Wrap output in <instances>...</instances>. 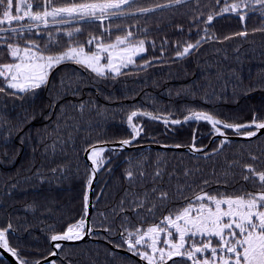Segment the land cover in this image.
<instances>
[{
	"label": "trees",
	"instance_id": "1",
	"mask_svg": "<svg viewBox=\"0 0 264 264\" xmlns=\"http://www.w3.org/2000/svg\"><path fill=\"white\" fill-rule=\"evenodd\" d=\"M21 1L29 15H22ZM103 1L118 0H0V18L8 14L0 21V66L14 62V45L45 56L70 48L93 54L98 41L118 38L142 46L116 72L62 61L45 83L24 91L0 77V229L11 227L8 241L21 264L50 255L53 235L83 231L91 174L81 154L87 147L139 135L133 145L201 149L216 127L155 121L193 113L227 126L264 123V0H128L102 20L57 17L43 24L29 18ZM98 165L91 239L63 245L52 264H145L113 248L128 250L127 240L165 229L192 204L194 214L214 202L264 193V133L250 141L214 140L198 156L104 150ZM208 237L182 235L180 253L195 263V248ZM179 239L164 232L143 242L136 255L160 264L168 255L154 256ZM0 264L9 263L0 257Z\"/></svg>",
	"mask_w": 264,
	"mask_h": 264
},
{
	"label": "rangeland",
	"instance_id": "2",
	"mask_svg": "<svg viewBox=\"0 0 264 264\" xmlns=\"http://www.w3.org/2000/svg\"><path fill=\"white\" fill-rule=\"evenodd\" d=\"M128 0L96 2L84 6L65 9H53L48 13L31 14L29 18L41 19L43 24L55 21L57 17L75 19H105L110 18L116 7H121ZM23 16L29 15L28 4L20 3ZM111 15V16H110ZM46 16L50 17L46 21ZM114 16V15H113ZM8 14L0 18L4 21ZM53 18V19H52ZM56 23V22H55ZM35 26V25H34ZM142 53V46L127 43L121 38L113 43L98 41L96 52L85 53L80 48H70L54 55H41L37 49L14 45L11 56L14 62L0 66V77L7 80V85L17 91L35 88L45 83L50 69L62 61L79 63L92 71L104 74L107 71H118V68L132 61ZM187 208L182 214L167 221V227L153 228L137 239L127 240V249L135 254L143 242L156 241L164 232L179 236V244H169L160 251L170 256L182 251V235L194 233L195 235H209L206 244L195 248L196 264H264V193L255 194L250 199H235L214 202L211 207H201L194 214ZM165 226V224H163ZM163 226V227H164ZM153 251V250H152ZM158 251V249H155ZM152 262L151 257L141 254Z\"/></svg>",
	"mask_w": 264,
	"mask_h": 264
},
{
	"label": "water",
	"instance_id": "3",
	"mask_svg": "<svg viewBox=\"0 0 264 264\" xmlns=\"http://www.w3.org/2000/svg\"><path fill=\"white\" fill-rule=\"evenodd\" d=\"M155 121H160V122L164 121L166 124L170 126H174V127L181 126L185 124L187 121L189 122L199 121V122H206L210 126H218L222 129H228L233 132L244 130V129H253V132L249 134H244V135L223 136L220 134H216L214 136V138H221V139H224L225 141H228V140L230 141H250L264 133V123H255L253 121L251 123L243 124V125L227 126V125L220 123L217 119H214L205 113H193L189 115L187 118L181 121H178V122H172V121L160 120V119H155ZM137 139H138V135H136L135 138L129 141H126V142H118V143H113V144L111 143L96 144L84 150L82 154V160L85 166L91 171V179H90V185H89V191H88V205L85 208L83 235L80 236L79 238H74V236H76L75 233L69 232V231H66L62 234L53 235L50 239V246L53 252L47 257L37 261L34 264H52L53 261L58 258V255H59L58 251L63 245H72V244H78V243L84 242L86 239L90 238L91 233H93L94 230L90 222V216L93 210L92 196H93L94 187H95L98 173H99L98 163H97L98 162L97 161L98 160L97 151L104 150V149L121 151V150H128V149H134V148L141 147V148H148V149H155V150H170V151H177V152H186L192 155H197L200 152V150L195 149L193 144L189 146L164 145V144H142V145L131 146ZM92 156H94L93 159H92ZM11 232L12 230L9 225L5 230H0V241H3V243L0 244V257L6 260L9 264H21L19 259L16 257L14 250L11 248L8 242L7 235L8 233H11ZM113 249H115L116 251L120 253L129 255L137 259L141 263L144 262L139 257H136L134 254L126 250H123L120 248H113ZM175 259L190 260L189 257H186L178 253H174L170 255L161 264H169L172 260H175ZM145 264H148V263H145ZM190 264H193V262H191Z\"/></svg>",
	"mask_w": 264,
	"mask_h": 264
},
{
	"label": "bare ground",
	"instance_id": "4",
	"mask_svg": "<svg viewBox=\"0 0 264 264\" xmlns=\"http://www.w3.org/2000/svg\"><path fill=\"white\" fill-rule=\"evenodd\" d=\"M189 115H187L186 117H184L183 119H185V118H187ZM183 119H181V120H183ZM180 120V121H181ZM187 123H192V122H189V121H187L185 124H187ZM185 124H183V125H185ZM182 126V125H181Z\"/></svg>",
	"mask_w": 264,
	"mask_h": 264
}]
</instances>
